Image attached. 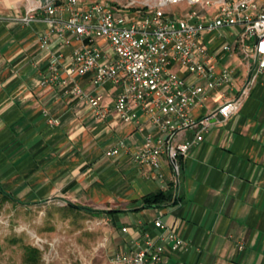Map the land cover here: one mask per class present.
<instances>
[{
	"label": "crops",
	"instance_id": "crops-1",
	"mask_svg": "<svg viewBox=\"0 0 264 264\" xmlns=\"http://www.w3.org/2000/svg\"><path fill=\"white\" fill-rule=\"evenodd\" d=\"M28 4L0 0V191L20 204L56 199L103 206L96 210L104 211L99 217L107 218L111 228L103 264L114 253L136 252L146 241L163 245L162 264H264V72L235 115L211 119L203 140L179 158L180 176L174 181L165 155L158 171L134 161L146 137L159 135L144 111L135 110L132 121L121 120L112 109L115 88L108 85L97 91L108 114L96 119L71 92L74 84L85 93L96 92L89 74L70 72L69 54L82 43L52 34L49 50H42L39 37L48 24L43 13L20 21ZM222 35L234 42L230 55L219 51L217 33L206 34L205 45L217 52L220 66L234 70L233 87L205 89L202 104L191 109L196 120L235 96L252 74L254 62L244 54L236 30ZM52 53L63 55L65 84L42 85ZM174 71L188 84L194 82L183 70ZM196 130L181 131L171 145L193 141ZM118 142L124 151L107 157L106 150ZM158 192L170 198L142 206L143 196ZM157 220L185 246L172 251L169 240L161 241L165 233L155 227Z\"/></svg>",
	"mask_w": 264,
	"mask_h": 264
},
{
	"label": "built area",
	"instance_id": "built-area-1",
	"mask_svg": "<svg viewBox=\"0 0 264 264\" xmlns=\"http://www.w3.org/2000/svg\"><path fill=\"white\" fill-rule=\"evenodd\" d=\"M28 1L20 21L28 23L44 14L48 31L39 37L42 50H49L52 34L63 39L73 37L82 43L69 54L70 72L89 74L96 92L85 93L77 84L71 92L84 100L96 119L108 114L101 105L102 95L97 92L108 85L115 88L112 109L121 120L132 121L135 110L144 111L159 135L146 137L134 161L158 171L165 155L174 181L180 176L179 158L203 140L211 119L219 116L224 121L235 115L257 76L264 72V0H152L146 4V11L130 14L98 0L88 4L80 0ZM181 2L191 6L184 15L176 18L165 12L168 6ZM57 13L65 17L57 19ZM229 30H236L244 54L252 58V74L235 96L196 120L191 109L202 104L205 89L233 87L234 70L220 66L217 52L205 45V35L217 33L222 38L219 51L230 55L234 42L222 35ZM97 40H102L105 47ZM62 58L60 53L50 55L49 76L42 85L66 83L60 74ZM175 68L189 74L194 82L188 84ZM200 80L205 84H198ZM195 129L193 141L171 145L178 133ZM124 149L123 143L118 142L105 155L111 158ZM154 225L165 233L161 241L172 243V251L185 246L182 238L167 231L164 223L157 220ZM163 255V245L146 241L134 253H114L108 264H162Z\"/></svg>",
	"mask_w": 264,
	"mask_h": 264
},
{
	"label": "rangeland",
	"instance_id": "rangeland-1",
	"mask_svg": "<svg viewBox=\"0 0 264 264\" xmlns=\"http://www.w3.org/2000/svg\"><path fill=\"white\" fill-rule=\"evenodd\" d=\"M88 4L96 0H80ZM127 14L146 11L152 0H98ZM191 6L170 5L176 18ZM104 209L103 206L91 207ZM109 222L95 212L70 211L56 199L19 204L0 196V264H25L24 246L39 251L38 264H103L109 254Z\"/></svg>",
	"mask_w": 264,
	"mask_h": 264
},
{
	"label": "trees",
	"instance_id": "trees-1",
	"mask_svg": "<svg viewBox=\"0 0 264 264\" xmlns=\"http://www.w3.org/2000/svg\"><path fill=\"white\" fill-rule=\"evenodd\" d=\"M0 196L2 200H10L15 203H18L11 196L6 195L1 191H0ZM169 198H170L169 194L158 192V193L147 194L143 196L141 198V203L143 207H149V206L158 205L159 203H162L165 200H168ZM67 209L70 211L77 210V211L95 212L98 214V216L104 213V211H101V210H94L91 208L79 207L73 204H67ZM118 211L119 210H108L105 213L110 214V213H116ZM23 253H24L25 264H38V262L40 261L39 251L36 248L30 247V246H24Z\"/></svg>",
	"mask_w": 264,
	"mask_h": 264
}]
</instances>
